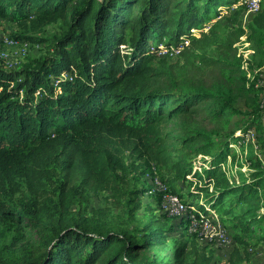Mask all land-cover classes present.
<instances>
[{"label": "trees", "instance_id": "1", "mask_svg": "<svg viewBox=\"0 0 264 264\" xmlns=\"http://www.w3.org/2000/svg\"><path fill=\"white\" fill-rule=\"evenodd\" d=\"M243 7L240 0H0V16L11 21L68 25L51 54L20 69L0 65V228L6 221L32 228L44 249L17 260L0 244V264H189L199 256L191 214L211 211L242 245L228 264H241L240 253L264 241L262 164L251 162L238 178L228 169L233 145L263 115L234 45ZM223 12L230 30L212 22ZM192 30L199 36L176 62L158 58L153 47ZM250 30L263 52L264 0ZM156 174L188 214L153 216L137 230L73 215L74 205L102 191L131 211L141 195L161 200ZM171 235H180L173 246Z\"/></svg>", "mask_w": 264, "mask_h": 264}, {"label": "rangeland", "instance_id": "2", "mask_svg": "<svg viewBox=\"0 0 264 264\" xmlns=\"http://www.w3.org/2000/svg\"><path fill=\"white\" fill-rule=\"evenodd\" d=\"M237 5L232 7V11L236 10ZM225 11V10H224ZM254 14L249 12L245 6L242 11V27L244 32L239 36L235 42V47L238 51V57L241 61V68L244 70L247 85L254 87L259 91V98L262 91L261 86H257L262 74L264 73V51L259 52L257 44L254 38L251 36L250 24L254 20ZM219 20L223 25H227L229 30L232 24L226 19V13L223 12L217 18L212 20ZM68 25L63 20L48 23L43 26L33 23L30 20L25 24L11 21L7 18L0 16V57L1 62L6 64L11 62L14 64V68L20 69L25 63L30 62L33 59H37L43 56L51 54L54 50L53 44L55 41L62 37L66 31ZM211 27V23L203 28L208 30ZM223 28V27H222ZM193 32V30H192ZM199 31L194 32L190 36L198 37ZM29 35V37H26ZM164 42V41H163ZM180 41L176 45H180ZM240 53V56H239ZM179 55V54H178ZM178 55H157L158 58L166 57L169 62H176ZM256 93V92H255ZM259 101V100H257ZM241 104L252 110L253 105H246L241 100ZM256 108V107H255ZM258 109V108H257ZM250 114L243 116H236L233 123V127L237 128L239 125L245 124L250 120ZM240 130V129H239ZM253 133V134H250ZM250 134V135H249ZM249 134L240 143L233 145L232 151L237 154V159L234 162L229 163L230 176L240 177L241 174H248L253 169L251 162L259 161L262 164L264 170V117L255 121V124L249 131ZM159 177V174L155 175ZM149 177L144 179L147 181ZM152 180V178H151ZM18 202H24L26 196L23 193H19L16 196ZM141 207L133 211L130 210V204L125 200L118 201L111 196L109 192H98L90 194L85 199L82 205H74L72 212L75 217L84 216L88 223L100 224L101 226L112 227V229L129 228L137 230L141 228L151 217L165 218L167 215L163 211L162 202L158 200L154 194H144L140 196ZM199 201V199H198ZM197 201V202H198ZM47 214H50L54 208V202L47 199ZM77 210L78 213H77ZM58 213L56 214V216ZM47 219L49 218L46 215ZM67 216L65 213L63 214ZM215 225L225 227L228 231L229 237L232 238L229 245H220L216 239V232L199 225L196 232L198 237V250L199 256L193 255V259L189 264H206V261H202V257L209 259L207 264H228V259L231 251L237 245H242L235 241L233 237V230L227 226L222 217L218 214V217L213 218ZM264 228V227H263ZM218 230V229H217ZM216 230V231H217ZM52 232V229H49ZM260 232V231H257ZM180 238V235H171V244L175 238ZM0 244L5 254L12 259L23 260L27 258L28 254H39L41 250L40 234L32 228H22L16 222L6 221L0 228ZM242 253V254H241ZM240 253L241 264H264V241L260 242L257 246L250 247L247 251L244 250ZM172 257V253L169 254ZM195 261V262H194Z\"/></svg>", "mask_w": 264, "mask_h": 264}, {"label": "built area", "instance_id": "3", "mask_svg": "<svg viewBox=\"0 0 264 264\" xmlns=\"http://www.w3.org/2000/svg\"><path fill=\"white\" fill-rule=\"evenodd\" d=\"M263 0H240V5H244L246 9L249 12H252L254 14L258 13L261 10ZM194 32H197V30H193L192 34ZM180 45H167L165 42H160L158 46L153 47L155 53L158 55H178L180 52L190 43V36H185L181 39ZM1 48V46H0ZM240 56V53H239ZM2 57V56H1ZM0 57V65L3 64L1 62ZM9 68H14V64L11 62H8L5 64ZM257 86L262 87V93H261V99H260V107L262 110V114L264 117V73L262 74L259 82L257 83ZM253 134V133H250ZM249 134V135H250ZM155 184V190L163 193L161 202H162V208L165 213H167L170 216L173 217H182L185 214H188V209L186 205L183 203L182 199L179 197V195L169 192L166 184L162 182L158 177L154 180ZM211 216L213 218L218 217V214L214 211H211ZM199 225L204 226L207 229L212 230L213 232H216V239L220 245H229L232 238L229 237L228 231L225 227H220L215 225V221L211 217L207 218H198L194 214H191V222L189 225V232L191 234H194L198 231ZM218 229V230H217ZM217 230V231H216Z\"/></svg>", "mask_w": 264, "mask_h": 264}]
</instances>
